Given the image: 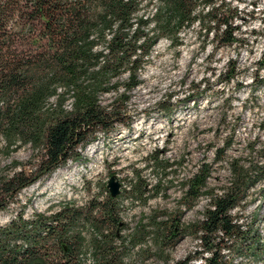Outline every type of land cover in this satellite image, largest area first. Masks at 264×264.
<instances>
[{
  "label": "trees",
  "instance_id": "1",
  "mask_svg": "<svg viewBox=\"0 0 264 264\" xmlns=\"http://www.w3.org/2000/svg\"><path fill=\"white\" fill-rule=\"evenodd\" d=\"M237 12L227 0H0V144L7 152L25 143L39 150L37 162L16 163L0 176V209L22 186L78 155L77 147L95 139L98 130L108 132L123 120L120 105H104L100 95L115 91L127 97L160 38L179 47L183 29L196 27L201 49L210 40L214 51L242 45ZM257 63L252 81L264 85V55ZM237 69L236 64L228 69L229 79ZM146 164L170 165L157 150L146 156ZM230 166L228 183L218 189L206 188L208 163L184 180L185 205L192 206L203 193L209 203L202 218L184 225L201 249L176 264H264V235L259 228L243 227L231 211L253 185L264 182V161L251 166L236 158ZM139 178H131L130 189L146 203L159 184L146 187L149 181ZM117 197L109 192L85 206L69 201L31 215L16 211L0 223V264H83L79 252L86 239L97 264H119L118 245L127 239L143 243L152 222H142L143 217L127 233L111 229L121 222ZM175 219L167 230L162 222L153 223L157 237L171 247L180 230V215ZM85 222L95 228L89 237L77 228ZM197 256L200 262L193 261Z\"/></svg>",
  "mask_w": 264,
  "mask_h": 264
},
{
  "label": "rangeland",
  "instance_id": "2",
  "mask_svg": "<svg viewBox=\"0 0 264 264\" xmlns=\"http://www.w3.org/2000/svg\"><path fill=\"white\" fill-rule=\"evenodd\" d=\"M227 1L238 8L234 20L240 24L238 34L245 37L242 45L214 51L210 40L201 49L196 27L183 29L179 47L160 38L139 72L141 81L125 91L127 97L115 91L100 95L102 104L120 105L123 120L108 132L98 130L95 139L77 147L78 155L22 186L7 207L0 209V223L20 209L31 215L58 202L85 206L92 198H105L109 193L106 181L115 173L122 185L117 194L121 222L111 229L127 233L143 217L142 222H152L144 229L143 243L133 245L127 239L118 245L116 263L176 264L200 250L197 236L184 225L204 216L209 197L203 193L192 206L185 205L184 180L200 164L208 163L211 175L206 188L218 189L231 177V160L251 166L264 161V85L252 81L257 60L264 55V0ZM233 64L238 69L229 79ZM121 79H126L125 73ZM154 150L170 163L166 169L146 164V156ZM38 152L30 143L11 152L0 144V176L16 163L37 162ZM137 176L149 181L146 187L159 184L146 203L130 189L131 178ZM231 211L243 227L259 228L264 235V182L253 185ZM178 215V241L171 247L169 240L157 237L153 223L162 222V229L167 230ZM121 225L125 226L120 229ZM77 228L88 237L95 229L88 222ZM79 256L83 264H97L87 239ZM194 260L200 262V256Z\"/></svg>",
  "mask_w": 264,
  "mask_h": 264
},
{
  "label": "water",
  "instance_id": "3",
  "mask_svg": "<svg viewBox=\"0 0 264 264\" xmlns=\"http://www.w3.org/2000/svg\"><path fill=\"white\" fill-rule=\"evenodd\" d=\"M106 186H108L109 192L112 196H115L122 190L121 182L115 173L110 175V177L107 179Z\"/></svg>",
  "mask_w": 264,
  "mask_h": 264
}]
</instances>
